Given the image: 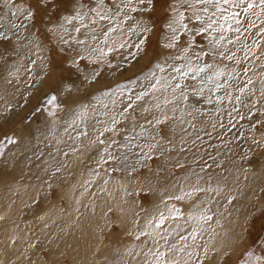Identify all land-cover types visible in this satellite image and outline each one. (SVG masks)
Returning <instances> with one entry per match:
<instances>
[{
	"label": "bare ground",
	"instance_id": "bare-ground-1",
	"mask_svg": "<svg viewBox=\"0 0 264 264\" xmlns=\"http://www.w3.org/2000/svg\"><path fill=\"white\" fill-rule=\"evenodd\" d=\"M175 3H177L175 7L179 9L181 0H175ZM96 4H99L100 7H97ZM15 5L16 7H11L5 5L4 0H0V32H4L7 39L11 40L10 44L6 43L7 49L5 48L4 51V47L0 44V135L1 128L10 127L11 129L12 126H16L15 122L25 113L26 106L31 107L32 102L24 101V96L29 98L31 94L34 98L32 101H34L36 95H39L38 99H40L42 95L55 89L59 103L64 105L67 111L63 113L59 109L56 112H50L51 114L47 116V111L41 110V112L35 113L30 124L21 122L17 130V136L20 137L17 145L10 147L0 162V264H49V262L64 264L61 260L55 259V256L59 254L69 257L71 262L68 264H146V261L150 262L151 257L145 258L144 253L149 248H155L153 228L158 219H151L146 212L156 209L159 214L163 212L165 216L175 215L177 208L171 207L164 198L169 195L173 197L182 195L181 193H187L193 188H203L205 191L193 193L191 196L193 203L179 211L176 221L171 217L165 221L160 231L162 234L168 235V244L166 245L164 240H160L161 250L174 243L178 247L187 243L189 247L185 252L177 254L181 264H184L185 260L188 261V264H201L202 262L220 264L224 257L232 256L237 251L241 252L248 248L250 246L249 237H244L246 221L251 228L252 236L259 225L253 230V227L258 223L254 216L257 213V208L264 204V149L256 151L257 144L263 145L257 138L260 134L255 138L257 143L252 140L248 145L244 144L240 147L230 143L228 136L226 137L224 133L213 138L216 130L221 129L222 125L226 128L227 122L231 121L233 114L230 113L234 107L235 96H240L238 101L240 115L243 114L242 118L247 123L249 122L250 126L234 127L229 134L240 136L244 130H248V133L252 132L251 124L255 118H250L251 111H248L249 115H245V109L242 107L249 108L247 104L248 88L241 94L239 91L241 87L235 89V83L230 78L219 79V83L223 85L219 90L215 89L214 83L208 82L206 79L204 84H201V78L211 75L217 68H223L227 73L228 70L225 69L226 64H224L227 63V60L225 62L203 61L201 65L209 63L213 65V69H209L207 73H201L195 80L191 78L184 80L183 83L188 86L187 101L165 106L163 100L165 96L171 98V89H168L167 92L158 91V94L157 91L151 89L148 103L155 106L160 102L161 108H156L148 116V125L144 126L141 118V105L126 102L124 99L117 102L115 96L107 92L110 85L102 82L100 88L97 89L89 86L87 78L79 85V80L65 82L60 77L63 58L61 53H63L64 57L69 59L68 64H73V60L77 63L78 59H84L85 62H96L95 66H81V75H86L88 69H93L95 81L98 83L102 80L106 82L108 75H112L109 81L118 80L121 71H124L125 77L131 78L132 71H127L125 65L127 62L135 60L134 53L143 49L145 51L146 48V43L141 44L140 42L141 40L145 41L148 34L142 35L141 33L142 36H138L145 26L149 27L144 15L138 13L132 16L128 13L129 9L125 8L117 16L115 14L119 8H109L104 0L102 4L99 0L98 3L90 6L83 4L81 0H75L71 4L73 7L70 12L66 11L67 13L63 14L59 12L60 20L52 24L53 30L50 25L48 26L52 33L40 36L38 34L39 26H34L35 31H29V28L23 29V27L14 31L13 28H10L11 25L6 26L5 21L10 19L9 12L16 9H19L21 13L23 11L26 13L35 12L36 15H40L33 5L30 7L20 0L15 1ZM55 5L52 4V6ZM121 6L123 7L122 0ZM87 7L91 9H87ZM90 10L92 14L89 13ZM234 10L237 11V9ZM213 11V9H209V12ZM255 11L259 12V9H255ZM97 12L113 18L100 20ZM77 13L86 14L83 26L78 20H74L78 23L77 27L71 26V23L66 19ZM125 14L131 19L125 21ZM170 14L169 17L175 13L170 12ZM201 14L203 15V13ZM43 18L46 17L43 16ZM26 19L28 21L35 20L33 15L27 16ZM93 20L96 23H105L107 32L102 33L91 25ZM169 20L171 21L170 18ZM168 23L166 21L164 27L167 28V33L170 35ZM255 23L258 26L256 31L259 33V27H264V25H261L258 18ZM28 24L31 25V23ZM61 24L66 28L67 34L60 30ZM77 28L80 29L79 32L76 31ZM110 28H115V31H109ZM50 34L52 36H49ZM213 34L217 39L221 35V33ZM164 38L166 37H163V40ZM227 40H223L224 43L218 48V52L235 53L238 58L239 49H241L242 57L240 59L239 56V59L242 61L243 58V63H239V66L244 64L247 68H254L246 75L238 74V77L241 76V83L249 79L253 82H264V78H262L264 66L256 56L260 53L259 47H251L252 52L248 53L246 57L245 53L250 48L246 41H244V45L239 41L241 43L239 46L242 47L238 48L237 43L230 44ZM118 48H121V52L115 53ZM145 53L148 52L145 51ZM180 53L181 51L175 55L178 56ZM194 53L196 52L192 50L188 55L192 57L194 63H199L195 60ZM159 61H161V57L156 62L154 60L153 64L155 65ZM246 61L253 63L250 62L252 64L248 66ZM112 64L120 66L117 65L118 67L116 66L117 68L114 67L116 68L114 69L110 67ZM123 67L124 70H121ZM156 67L153 70H156ZM242 68L241 70L245 71ZM169 71L156 72L154 76L161 75L163 82L176 75L173 71L170 73ZM65 75L64 77H66ZM97 77L99 80H96ZM122 77L124 78V76ZM121 80L123 81L120 77L121 88L125 92L140 86L136 83L125 84V81L121 82ZM176 82V80L172 81L173 84ZM201 87L204 88L202 95H192L193 89L199 90ZM231 87L235 89L234 92L230 90ZM254 87L256 88V86ZM233 88L232 90H234ZM96 93H100L98 98L88 100L84 105L85 112L81 113L78 109V107L83 108L82 105H78L80 96L83 99H88V95ZM262 93H264V86L259 92L255 91L253 96L256 95L257 99L258 96L264 95ZM140 94L137 92V97ZM190 96L201 102L197 103ZM217 97L222 99L218 100ZM213 101L222 110L219 113L223 123H218L217 112L213 110ZM129 105L131 107H128ZM189 112L191 115H188ZM77 114H94L96 119L90 120V125L87 124V127L84 128L83 124L87 122V118H79L76 122ZM165 114L167 119H165ZM113 117L119 121L115 126V131L105 132L102 136L105 140L104 144L98 145L94 152H89V141L93 137L100 136V131L105 127H111ZM35 118L41 119V124L37 125L34 121ZM157 119L164 121L165 130H160L159 126L162 124H156ZM260 120L257 118L256 122H253L254 125L258 124ZM241 125L238 124V126ZM32 137H35L37 142H33ZM113 139H115V144L111 148ZM150 144L156 145L151 152L146 147ZM196 147H199V151L194 157V161H196L194 166L190 155ZM39 149L45 151H39ZM48 152L50 155H47ZM146 153L147 155H145ZM77 155L80 161L83 158L86 159V163L77 165L75 161ZM154 158L161 161L159 165H152L151 162ZM248 158L250 162H244ZM188 160L190 165H186ZM168 164L176 166L180 170L173 174L170 172L171 179L156 172L157 169H163L162 166L167 169ZM142 167H147L148 170L141 173L140 168ZM162 187L166 188L165 195L161 192ZM209 188L212 190L207 191ZM128 190L136 192H134L136 194L134 197L140 205L134 202L135 206L137 208L141 206L140 212L136 210L140 214L141 211H144V214L135 215V213L130 217L126 211L124 212L120 205V199L121 195ZM128 194L131 193L127 192V196ZM146 198L151 199V202H145ZM222 203H225L228 209L220 210L218 215H214L213 209H217L218 205L220 206ZM107 208L119 211L124 217L123 219L119 214H116L115 218L121 231L126 227L124 225L130 217L129 221L137 224L131 232L133 237L142 232L152 233V235L145 236L140 244H135L133 241L118 243L116 239V243L120 244V248L116 251L114 245L112 249H105L103 244H99V246L97 244L96 247H101V249L97 247L99 255L92 258L91 252H95L92 251L94 250L93 241L96 238L92 232L96 228L98 229L101 224L103 225L104 220L100 219L108 214L105 213L102 217V212ZM228 211L230 215H226ZM138 212L137 214H139ZM201 215L211 216V220H201L199 219ZM113 216L112 218H114ZM252 216L253 221H251ZM105 218L107 219V217ZM150 221L151 224H149ZM220 222L223 224L222 227H219ZM164 229H167V233L164 232ZM194 230L196 232L195 241L190 235ZM95 232L97 231L95 230ZM124 232H126L125 228L120 234L122 235ZM111 233L115 234L119 231ZM181 235L187 236V241H180L179 236ZM33 247L40 250L41 253L32 254ZM137 247H144V249L139 250ZM42 249H45L47 255L43 254ZM120 249L122 251L117 253ZM189 251L198 255L188 257L187 252ZM130 253L134 255L139 253V255L132 256L131 259ZM117 255L127 256V258L120 260ZM236 257L237 255L234 256L233 261L236 260ZM114 259L116 260L114 261ZM226 261L227 264H231V258H227ZM259 264H264V262Z\"/></svg>",
	"mask_w": 264,
	"mask_h": 264
},
{
	"label": "rangeland",
	"instance_id": "rangeland-1",
	"mask_svg": "<svg viewBox=\"0 0 264 264\" xmlns=\"http://www.w3.org/2000/svg\"><path fill=\"white\" fill-rule=\"evenodd\" d=\"M15 1H19V0H15ZM20 1H23L24 3H26L30 7L33 5V7L37 10V12L40 15H36L35 12H33L32 15L34 16V19L35 20L34 21L29 20L28 21L26 19V17H27L26 14L27 13L25 11H23L21 13V12L17 11V9H16L15 11L9 12L10 19H7L5 21L6 26L9 27L11 25L10 28H13L14 31L17 28L20 29L21 27H23V29L29 28L30 29L29 31H32V30L35 29L34 26L35 27L36 26H39L40 30H38V34L40 36H42V34L43 35H46V33H52V31H50V29L48 28V26L50 25L51 26V30H53L54 28H53V25L52 24L60 20V17H59L60 13L63 14L66 11L67 12H70L71 9H72V7H73V5L71 6V4H73L75 0H54V1L51 0V2L49 0V3L47 4L48 6L47 5L46 6L45 5L43 6V4L40 3V0H34L35 2H31L32 0H26V1L25 0H20ZM81 1H82L83 4H86L87 6H90L91 4H95V3H98L99 2V0H81ZM104 2H106V5H108L109 8L115 9L117 7L119 9L120 8H123V10H125V8L121 6V0H104ZM53 3H54V5L56 3V5L58 7L56 5L55 6H52ZM172 3H175V0H152L151 3H148V0H145V3L144 4H140L139 3V0H133V3L131 5V7H135L137 9V11H135V12L128 11V13L130 15H132V16H135L138 13H141L142 15H144V17H146V19L145 18L144 19L146 20L147 23H149V27L151 26L150 27L151 28V31H149V32L142 31V32H139V34H138V36H142L144 34H148V38L145 40L146 42L144 41V43H146L145 51L148 52V53H145L144 49L143 50H139L138 52L134 53L135 60L126 63V65H125L126 70L127 71H132L133 76L131 78L128 77V76L125 77L124 71H121L122 73L120 75H118V78H119L118 80L109 81V78L112 75L111 76L108 75V78H107L106 82L102 80L101 82L98 83V82L95 81V71L93 69H88L89 71H88V73L86 75H81V71H82L81 70V66H86V67L95 66L96 65V62H93V61H91V62H85L84 59H78L77 60V63L75 65H73L72 63L68 64L69 63L68 62L69 59L68 58L66 59L64 57L63 53H61V55L63 57L62 58V65H61V67H62L61 69L62 70H61V73H60L61 79L64 80L65 82L71 81V80H72V82L79 80V85H80V84L83 83V80L85 78H87V81H88L89 86L91 88H97V89L100 88L102 82H104L108 86L110 85L108 87L107 92L113 94L115 96L117 102H120L121 100L124 99L126 102L139 103L141 105V107H142V110H141V118H142L143 125L144 126L148 125V116L151 115L156 110V107L154 106V104L148 103V100H149L150 94H151L152 83H155V81L157 79L162 80V76L161 75H157L156 77L154 76L156 74V72L157 73H159V72L162 73L159 70V68L156 67L157 65H160V66L164 67L165 70L163 72H167V71L170 70L169 71V73H170L172 71V68L170 69V65H174L175 63H177L179 65L180 62L185 63V61H186L187 58H185V60H175L174 59V56L176 57L175 53L181 51V48L187 42H192V50H194L195 52H201V51H203V52L209 53L208 56L203 57L202 60L199 61L200 64L203 61H206V60L207 61L208 60H211L212 62L213 61L214 62L215 61H217V62H225L227 60V59H224V58H222L221 56L218 55V53H220V52H218L219 51L218 48L215 49V48L212 47V43H211L212 37L209 36L207 33L200 34V35H196L195 36V40L193 41L192 40V36L195 34L194 32L189 33V32H186V31L181 30L182 31V38H181L180 42L177 44V46L175 48L168 49V48H165L163 46L165 43L168 42L166 40V38L171 35V34L169 35L167 33V28L164 27V23L166 21L167 22H171L169 20V18L172 19V16L171 17H169V16L171 15L170 12H172V11L169 10V4H172ZM175 4H177V3H175ZM180 5L181 4H179V6ZM96 6L97 7H100L99 4H96ZM211 6H212V4H209L208 5V8L209 9H213L215 11L214 7L213 6L211 7ZM225 6L226 7H229L227 5H225ZM87 9H91V8L87 7ZM236 9H237L238 12H241V8H236ZM179 10L180 11H185V15L188 16V17H191V10H186L185 7H181V6H180ZM14 12L16 13V15H13ZM55 12H57L58 14H56ZM89 13L92 14V11L90 10ZM43 16H45L47 18V21H46V18H43ZM11 18L14 19V20H12ZM254 18H256V17L255 16H252V15H249V19L256 22L257 21V18L256 19H254ZM241 19L242 20L244 19V14L242 12H241ZM258 20L259 21L264 20V14H262L261 17L258 18ZM42 22H43V25H42ZM185 22L187 23L188 21H185ZM28 23H31V25L28 24ZM13 25H16V27H13ZM76 25H78V23L73 20L72 23H71V26L77 27ZM91 25H93L96 28H98L102 33H106L107 32L106 24L105 23H92L91 22ZM199 27H200V25L198 23H196L195 21L189 23V28L190 29H194L195 30V29H198ZM240 28H241L240 33H236V32L233 33V32L225 31L224 32V37L226 36L225 37V40L228 39L227 42L229 40H232L233 43H237L238 48H241L242 47V46H239V45H241L240 42H242V45H244V41L247 42V45L250 48L253 47V46L259 45L258 47L260 49V53L258 55H256V56L259 57V59H257V60H260L261 63H263V66H264V34H259L256 31V28L251 27L249 24H241L240 25ZM60 30L63 33L67 34V30L64 27V25L61 24ZM141 33H142V35H141ZM236 35L239 36V38H240L239 39V41H240L239 43L237 42V39H236L237 36ZM49 36H52V34H50ZM212 36H214V34H212ZM254 36H255V38H254ZM160 37H161V39H160ZM163 37H166V38H164L165 41L163 40ZM235 39H236V41H234ZM6 43L7 44H10L11 43V40H8V39L0 40V44L4 47L3 48V51H4L5 48L7 49V46H6L7 44ZM223 43H224V41H221V45ZM233 43H230V44H233ZM120 49L121 48H118V50L115 51V53L121 52ZM255 50L257 51L256 47H255ZM13 54L15 55V52H13ZM179 55H183V53L181 52ZM227 55H230V53L225 54V56H227ZM239 56H240V59H241V57H242L241 49H239L238 59H239ZM157 57L159 59L161 57V61H159L157 64L154 65L153 62H154V60H155V62L158 60ZM111 58H114V57H111ZM111 58H110V60H112ZM236 59H237V57L234 56L231 61L227 60L226 61L227 63H224V64H226L225 69L228 70V72L225 73V76L221 77V78H230V79H232V82L234 81V83H235V85H234V88L235 89H237V87L238 88L239 87H244L245 86V83H247V80H244V79L243 80L246 81V82L244 83V81H243L241 83V80L242 79H240V78H241L242 74L243 75H246V73L248 74V72H251L252 70H254V68H252V67L251 68L248 67V68H250L248 70V68L244 64H243L244 66L242 64L239 66V64L236 63ZM242 61H243V58H242ZM242 61L240 63H243ZM246 62L248 64V66H250L249 64H252L253 63L252 61H250L252 63H250L249 61H246ZM117 65L120 66L119 64H117ZM117 65L112 64L110 67H113L114 68ZM242 66H243L244 70H246L247 72L241 70ZM154 67H156V70H153ZM116 68H114V69H116ZM72 70H73L74 73L72 72ZM76 70H77V72H76ZM121 70H124V67ZM234 70H235V72H233ZM62 71L65 72V73H63ZM232 72L234 73V76H233ZM64 74H66L65 75L66 77H64ZM127 74H128V72H127ZM238 74L241 75V76L238 77L239 76ZM122 76H124V78ZM120 77H121V79H123V81H125V84L126 83H130V84L136 83V84H139L140 86L138 88H134V89L133 88L130 89V87H129L130 90L125 92V90H122L123 88H121ZM262 78H264V73L262 75ZM96 80H99V77H97ZM123 81L121 80V82H123ZM239 84H240V86H239ZM248 85H249V87H248ZM248 85H247V88H248V91H247V102L248 103L247 104H248V107L249 108L244 107L242 105L241 106L245 109V113H246V114L244 113L245 115H249L251 113L249 115L250 118H253V117L255 118L254 121H252V124H251L252 125V127H251L252 132L248 133V130H244V133H243L244 135L240 133V136H236V135H233V134H229L230 130H232L234 127H240L241 128L242 126H250L249 125L250 123L248 122L249 123L248 124L246 122V120L244 118H242L243 117V114L240 115V108L238 107L240 104L236 100V97L237 96H235L234 97V103H233L234 107H233V109L231 110V113H230V114H233V117L230 119L231 121H228L227 122V127L226 128L224 127V125H222L221 126V129L216 130L214 132V134H213V138H215L217 136H220L222 133H224L226 137L228 136V139H229V142L230 143L236 144V145H238L240 147V146H242L244 144L248 145V143L250 141H252V140H253V142L254 141L256 142L255 138H256V136L258 134H260V135L257 136V138L262 142L263 145L260 146V145L257 144L256 151L257 150L258 151H261V150L264 149V97H263L264 95L258 96L257 99H256V95L255 96H253V95H254V92L255 91L258 90V92H259V90L261 89V87L264 86V82L255 81L252 84H248ZM254 86H256V88ZM232 88L233 87H231L230 90L234 92L235 89L233 88L234 90H232ZM137 92H140L141 93L139 97H141V95L144 94V93H147V95H143V97L141 99H138ZM102 93H104V92H102ZM99 94L100 93H96L94 95H88V99H83L80 96V98H79L80 104H78V105H82L83 108L78 107V109L81 111V113H84L85 112V109H84L85 103L88 100L97 99L98 96H99ZM157 94H158V91H157ZM157 94H156V98H157ZM52 95H55L57 97V93H56L55 89H53L50 93H47V94L42 95L40 97V99H38V96L39 95H36L37 97L35 96L36 99L34 101H32L34 98H32V95L31 94H30L29 98L27 96H24L23 97V100L24 101L32 102L31 103V107H27L26 106L25 113L22 114L17 119V121L15 122V123H17L16 126H14V127L12 126L11 129H10V127L9 128H6V127L1 128V135H0V162L4 158L5 152L10 147H13V146L17 145L18 140L20 139V137L17 136V130H18V125L21 122H27V123L30 124L31 119L34 117L35 113L41 112V110H46L47 111L46 112L47 116L49 114H51L50 112L53 113V112L58 111L59 109L62 110L63 113L67 111V108H65L64 105H61L59 103V98L58 97H57V100H56V104L58 105V107H53V105H51V104L48 103V99ZM89 96H90V98H89ZM133 97H135V98H133ZM190 98L192 100L194 99L197 103H200L201 102L200 100H197L195 97L192 98L190 96ZM251 102H252V104H251ZM251 105H252V107H251ZM253 105H255V106H253ZM145 109H148V111H145ZM213 110H215L217 112L218 123H223L222 120H221V117H220V113H219V112H222V110H221V108L219 106L216 105V103L214 101H213ZM248 111L249 112L251 111V112L248 113ZM82 117L87 118V122H85L83 124L84 128L87 127V124L90 125V120L96 119V117L94 116V114H77L76 115V118H75V121L77 122L78 119L79 118H82ZM46 118L48 119V117H46ZM257 118H260L261 120H260V122L258 124H255L254 125V123L256 122ZM34 121H35V123L37 125L41 124V119H39V118H35ZM244 123H246V124H244ZM238 124H242V125L241 126H238ZM159 128H160L161 131H163V130H165L166 127L164 126V124H162V125L159 126ZM126 132L128 133V131H126ZM97 137H93V139L89 141V143H88V145H89V152H94L95 149H96V147L98 145H101L98 141L95 144L91 143V141L96 140ZM99 139H103V137L102 136H99ZM32 141L33 142H37L35 137H32ZM113 141H114V143H113ZM114 144H115V139H113L111 141V148L114 146ZM39 151H45V150L44 149H39ZM198 151H199V147H196L195 150H192V153L190 155V156H192V158H191L192 161H194V157L198 153ZM256 153L257 154H262V153H258V152H256ZM203 154H205V153L203 152ZM47 155H50L49 152L47 153ZM75 161H76V164L77 165H83V164L86 163L87 160L83 158L80 161L79 156L77 155L75 157ZM160 162L161 161L159 159L154 158L151 163H152V165L154 164L153 166H155V165H159ZM244 162L249 163L250 162L249 161V158L246 161H244ZM195 163H196V161H194V166H195ZM186 165H190L189 160L186 163ZM168 166L169 167L167 169L164 166H162L163 169H157V171H156L157 174H159V175H165L167 178L171 179L173 172L178 171L179 168H177L176 166H171L169 164H168ZM140 170L139 171L142 173L143 171L148 170V168L147 167H142V168H140ZM162 188H161V192L165 195L167 193L166 192V188L165 187H162ZM127 192L128 193H131L132 196H131V194H128V196H127ZM127 192H124L123 195H121V199H120V205H122L124 212L126 211L127 214H128V216H130V217H132V214H135V213H136L135 215H142V214H144L143 213L144 211L143 212L141 211V214L139 213L140 212L139 209L141 208V206H139L140 208H137L135 206V203L134 202L139 203V201H136V199L134 197V196H136V194H135L136 192L133 191V190H128ZM145 194L148 195L147 193H145ZM124 197H126V198H124ZM169 197H173V196H170L169 195ZM169 197H165L164 198L165 201H167L168 204L171 207H176L177 209H179V211L184 210L185 208H187V206L189 207L193 203V199L191 197H189V196L185 197L181 201L176 200L174 198L173 199H169ZM129 198H130V200H128ZM150 200L151 199L148 200L146 198L145 199V202H149L150 203L151 202ZM185 200H186V202H185ZM139 205H140V203H139ZM227 209H228L227 205H225V203H222V204H220V206L218 205L217 209H213L212 212L215 213L214 215H218L220 210L225 211ZM154 210H156V209H152L151 212L149 211L150 213L148 211L146 212V214L151 219L159 218V215L160 214H159L158 210H156L155 212H154ZM105 211L102 212V217L104 216L105 213H108V214H105V216L103 217V219H100V220H104L103 221V225L101 224L100 225L101 227L99 226L98 229L97 228L95 229L97 232H95V230L92 232V235L94 237H96L95 240L93 241V244L94 245L92 244L93 247H94V250H92V251H95L96 253L95 252H91L92 258L99 255L98 254V251H99L98 248L101 249V247H98L99 244H103V247L105 249H107V248H111L112 249L114 247V250L116 251V249H119L120 248V244H118V243H123L124 241H126V242L133 241V243H135V244H140L145 239V236H142V235H137V236L140 237L139 239H137V236L133 237V233H131V232H132V229L135 228L137 224L129 221V218L130 217L128 218L127 222L124 225L126 227L123 226L125 228V231L126 232L122 233V235H121L120 233L124 230V228L122 229V231L118 228L120 226L117 224V221L115 220V218H116V216L118 214L123 219H124V217L121 215V213L119 211H115L113 209L111 210L110 208L109 209L108 208L105 209ZM136 211L139 214H137ZM228 213H229V211L226 213V215H230V213L229 214ZM106 215H108V216H106ZM111 215L112 216L114 215L113 216L114 218H112ZM105 217H107V219ZM254 218L256 220H258V223L253 227V230H254V228L258 224L259 225L255 229V232L253 233V235L251 236V232L252 231H251V228H250V226H249V224H248L247 221H246V229L244 231V237H247V238L249 237L250 246L248 248H246L244 251H241V252H238L237 251L232 256L229 255V256L224 257L222 259V261L220 262V264H227V261H226L227 258H231V264H259L260 262H264V220H263L264 219V204L260 205L257 208V213L254 216ZM108 219L109 220L111 219L110 220V223H109V220ZM176 219H174V221H176ZM251 221H253V216H252V220ZM106 222H107L108 225L106 224ZM113 223H116L117 225H115V224L113 225ZM173 223H175V222H173ZM127 225H128V227H127ZM222 225H223L222 222H220L219 227H222ZM104 229H105V231H104ZM108 230H109V233H108ZM110 231L111 232H117V231H119V233H115V234L113 233L112 234ZM118 235H120V236H118ZM124 236L125 237L127 236V237L125 238ZM102 238H103L104 241L102 240ZM116 239L118 240L117 241L118 243H116ZM97 244H98V246H97L98 248L96 247ZM244 244H246V242H244ZM108 245H110V246H108ZM33 248L34 249H32V252L33 251L34 252L32 254H35V252H38L36 254H40L41 253L40 250L35 249V247H33ZM138 249L139 250H143L144 247L143 248H138ZM42 250L41 251L43 252V254H46L45 249H42ZM121 251H122V249L118 250L117 253H119ZM48 255H50V254L48 253ZM236 255H237L236 260L233 261V258ZM132 256L133 257H137L136 254L135 255L134 254H131V259L133 258ZM117 257L119 258L120 256L117 255ZM257 257L260 258L259 261L257 260ZM126 258H127V256H122L121 255L120 260L121 259L122 260H124V259L126 260ZM145 258H148V256H146ZM55 259L61 260V262L64 263V264H68V263L71 262L70 259H69V257H67V256H65L63 254H59L58 256H55ZM116 259H114V261ZM247 261H252V262H247ZM49 264H52V262H49ZM201 264H205V262H202Z\"/></svg>",
	"mask_w": 264,
	"mask_h": 264
},
{
	"label": "snow or ice",
	"instance_id": "snow-or-ice-1",
	"mask_svg": "<svg viewBox=\"0 0 264 264\" xmlns=\"http://www.w3.org/2000/svg\"><path fill=\"white\" fill-rule=\"evenodd\" d=\"M152 0H148V3H151ZM40 3L43 5H47L49 3V0H40ZM100 3H103V0H100ZM133 3V0H122V5L124 8H128L129 11L135 12L137 9L135 7H131ZM140 4H144L145 0H139ZM4 4L16 7L15 0H4ZM212 4L215 11L209 12V8L207 5ZM225 5L229 7H225ZM181 7H185L186 10H191V17H188L185 15V11H180L175 7V3L169 4V10L175 13L172 16L171 22L167 24L168 29H170L171 35L168 36L167 43H165L163 46L165 48L171 49L175 48L177 44L180 42L182 38V31H186L189 33L194 32L195 34L192 36V40H195L196 35L205 34L207 33L209 36L212 37L211 43L213 48H219L221 46V41L225 39L223 33L225 31L228 32H236L240 33L241 24H249L251 27H258L255 21L249 19V15L256 16L259 18L261 14H264V0H181ZM233 9V10H230ZM241 8V12L244 14V19H241V12L235 11L234 9ZM255 9H259V12H256ZM19 11V9H17ZM95 11V9H93ZM123 11V8H120L118 12L115 14L119 16L120 12ZM203 13V15L201 14ZM13 15H16L14 12ZM27 16L31 17L32 13H27ZM86 14L77 13L73 17H67L69 23H72L73 20L80 21L81 25L83 26V21L85 19ZM97 16H99L100 20H106V19H112V16L109 15H103L97 12ZM131 19L130 16L127 14L124 15V20ZM185 21H188L187 23ZM195 21L200 25L198 29H190L189 23ZM92 23H96L95 20L92 21ZM261 25H264V20L260 21ZM13 27H16V25H13ZM131 30V29H130ZM144 32L151 31V28L148 26H145L142 29ZM77 32L80 31L79 28L76 29ZM109 31H115V28H110ZM259 34H264V27H259L258 29ZM213 33H221L219 38L217 39L215 36H212ZM107 35V34H106ZM0 38L7 39V36L4 32H0ZM237 42H239V36H237ZM141 44L144 43L143 40L140 42ZM228 43H233L232 40H229ZM259 45H257L258 47ZM192 51V42H187L182 48L181 52L183 55H178L174 57L175 60H185V63H181L179 65H170L172 67V71L176 73L175 76H172L170 79H165L163 82L160 79H157L155 81V84L152 85L153 91H161L167 92L168 89H171V98L169 99L167 96H165L163 100V104L166 106L168 104H175L179 102H184L188 100V86L184 84V80L187 78H191L195 80L198 76H200L201 73H207L209 69H213V65L209 63H203L202 65L200 63H194L191 56L188 54ZM252 52L251 48H248L245 56L247 57L248 53ZM254 54V53H253ZM195 56L196 61L202 60L203 57L208 56L209 53L207 52H196L193 54ZM219 56H221L224 59H227L231 61L233 57L235 56V53H232L230 55L225 56L223 52L218 53ZM241 61L237 58L236 63L239 64ZM76 61L73 60V65H75ZM159 70L163 72L165 69L164 67L157 65ZM246 71V70H245ZM225 76V71L223 68H217L215 69L211 75H207L206 77L201 78V84H204L205 79L208 82H212L215 84V89L219 90L221 87H223L222 84L219 83V79L221 77ZM173 80H176L177 82L175 84L172 83ZM253 81L249 79L247 81V84L244 87H241L239 89L240 93L243 94L246 91L247 85L252 84ZM70 90V89H69ZM204 91V88L201 87L199 90L193 89L192 95H202ZM264 94V93H262ZM143 95H147V93H144L141 95V97H138V99H141ZM218 100L222 99L221 97H217ZM57 97L55 95L50 96L48 99V103L53 105V107H58L56 104ZM236 100H240V96L236 97ZM209 102H211L209 100ZM128 107H131L129 105ZM156 108L160 109L161 105L160 102H158L155 105ZM127 111V109H126ZM145 111H148V109H145ZM163 111V109H161ZM173 111H175V108H173ZM123 115V114H121ZM188 115H191V112L188 113ZM167 115L165 114V119H167ZM119 123V121L113 117L112 119V125L111 127H105L102 131H100V136H103L105 132H114L115 126ZM164 121L157 119L156 124H163ZM143 127V126H141ZM86 135V133H84ZM97 141L100 144H104V140L99 139V136L96 138V140L91 141V143L95 144ZM11 142V141H10ZM255 142V141H254ZM146 147L149 149V152H151L156 145L150 144L146 145ZM147 155V153L145 154ZM212 189H207V191H211ZM205 191L203 188H193L191 191L187 193H182V195L175 196V197H169V199H176V200H182L184 199V196L191 197L193 193L196 192H202ZM170 212L172 210H169ZM175 215L171 216V219H176L179 215V209H175ZM170 217L165 216L163 212L160 213L159 218L156 220L155 227L153 228V233L155 235L153 236V241L155 248H149L146 253H144L145 256H150L151 260L150 262L146 261V264H181L180 259L177 258L178 253H184L186 248L189 247L187 243L177 246L176 243L171 244L167 246L164 250H161V247H159V241L164 240L165 244H168V235H164L161 233L160 229L165 224V221L168 220ZM191 219V217H190ZM199 219L208 221L211 220V216L207 215H201ZM151 224V221L149 222ZM164 232L167 233V229H164ZM170 234V233H169ZM140 235L142 236H149L152 235V233L148 232H142ZM193 241L196 239V232L195 230L190 234ZM140 237L137 236V239ZM188 237L181 235L179 236L180 241H187ZM131 254V253H130ZM139 255V253H137ZM194 255H198L195 252L189 251L187 252L188 257H192ZM259 257H257V260L259 261ZM184 264H188V261L185 260Z\"/></svg>",
	"mask_w": 264,
	"mask_h": 264
}]
</instances>
